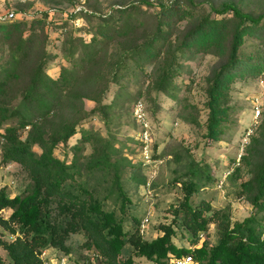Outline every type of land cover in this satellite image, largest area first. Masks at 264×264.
<instances>
[{
    "label": "trees",
    "instance_id": "obj_1",
    "mask_svg": "<svg viewBox=\"0 0 264 264\" xmlns=\"http://www.w3.org/2000/svg\"><path fill=\"white\" fill-rule=\"evenodd\" d=\"M116 3L117 14L115 11L101 14L92 37L89 40L78 38L84 49L73 60V66H61L57 76L47 72L52 55L41 43L39 48L42 53L36 57L28 76L22 79L24 82L19 89L18 100L12 106L4 103V96L9 93L15 80L20 81L23 65L36 43L38 28H43L48 12L43 11L41 16L32 18L29 23L13 18L0 21V39L7 44V54L4 58L0 56V133L4 138L0 143L2 160L18 162L29 175L22 193L11 195L3 186L0 187V208H12L9 217L18 224L21 233L1 242L9 259L5 262L0 257V264H44L40 256L42 250L48 246L65 247L69 233L77 230L86 232L87 244L93 245L98 256L102 254L110 264L132 262L131 254L119 262L118 256L123 248L159 264H165L173 255L188 253L197 261L195 264H264V149L252 175L241 183L240 191L247 193L253 206L250 214L242 220L230 223L228 214L212 209L209 202L191 204V195L204 178L209 181L210 175L206 165L190 162L183 171L185 178L181 179L183 198L172 208L171 222L162 223L160 232L150 239L144 238L139 231L138 219L131 228L124 227L122 213L129 195L120 168L122 162L124 164L129 159L119 155V149L109 137L80 125L81 117L87 114L81 104L82 99L87 97L101 103L102 89L78 92L76 88L80 83L90 84L93 81L90 73L83 77L81 75L79 80L76 65L83 70L95 60L98 53L95 33H98L99 40H106L116 34L128 36L134 28L129 12L131 4L126 1ZM180 6V3L176 4L177 9ZM176 8L172 3H161L166 17ZM185 9L182 12L188 13ZM212 9L221 16L203 15L186 33L178 50L183 53L185 48L196 45V50L225 54V60L209 79L206 89L209 108L207 135L216 139L227 113L228 107L223 101L228 81L236 74L264 70V12L255 14L243 10L233 0L222 1L213 5ZM84 11H88L82 14L86 19L96 12L91 8ZM165 19L158 20L153 35L145 39L140 48L126 52L125 59L138 53L142 59L157 57L168 35V30L163 27L164 23H168ZM27 25L28 32L24 34ZM252 34L259 37V45L252 52L244 54L242 47L245 37ZM71 54H74V50ZM68 57V54H64V58L71 60ZM123 66L125 63L117 64L119 70ZM177 69L178 65L174 62L163 67L157 81L160 89H165L164 86ZM68 106L75 115L67 116ZM96 110L97 107L92 108L89 113ZM26 125L30 126L27 135L21 138L18 129ZM78 131L80 140L91 143V155L81 160L79 144H73L71 159L55 155L54 148L59 143H68L69 137ZM34 145H38L40 150H36ZM82 167L87 168L86 176L81 174ZM95 172L97 178L91 180ZM204 175L206 177L203 178ZM137 181L143 183L145 178L141 176ZM103 184L104 188L100 190L98 185ZM112 195L119 201L121 214L117 213L115 206H104ZM208 210L212 212L207 214ZM213 219H218L216 242L207 244L204 241L197 246L201 234ZM177 228L182 230L181 234L187 238L188 244L174 241Z\"/></svg>",
    "mask_w": 264,
    "mask_h": 264
},
{
    "label": "rangeland",
    "instance_id": "obj_2",
    "mask_svg": "<svg viewBox=\"0 0 264 264\" xmlns=\"http://www.w3.org/2000/svg\"><path fill=\"white\" fill-rule=\"evenodd\" d=\"M117 1L131 4L129 12L134 28L128 36L116 34L106 40H99L98 33H95L98 51L95 60L83 70L76 65L79 80L81 75L83 77L90 73L93 81L90 84L80 83L76 88L78 92L102 89L101 103L87 97L82 99L81 104L87 114L81 117L80 125L109 137L119 149V155L129 159L124 164L122 162L120 168L124 187L129 195V201L122 213L124 227L131 228L136 219L140 224L147 214L149 221L143 236L150 239L160 232L162 223L171 222L172 208L183 198L181 179L185 178L183 171L190 162L206 165L210 175L209 181L203 176V183L190 197L191 204L202 205L203 202H209L212 209L227 213L230 223L242 220L250 214L253 206L247 193L240 191L241 183L252 175L264 149V70L236 74L228 81L223 101L228 107L226 117L221 122L222 130L218 138L213 139L207 135L209 108L206 89L209 79L225 60V54L196 50V45L185 48L183 53L178 50L186 33L203 15L221 16L213 11L212 6L225 0H0V14L13 10L15 16L12 20L22 19L29 23L32 18L41 16L43 11L48 12L43 28H38L33 51L23 65L21 79L15 80L9 93L6 92L4 103L12 106L17 102L19 89L24 82L22 79L28 76L36 57L42 53L39 48L41 43H44L45 50L52 55L48 61L47 72L57 76L60 67L71 68L73 60L84 49L78 38L89 40L92 32L97 29L101 14L113 13ZM233 1L243 10L255 14L264 12V0ZM162 2L166 5L172 3L174 8L177 3L181 6L166 17V12L161 9ZM87 8L96 10L89 19L82 15L88 13L84 11ZM183 8L189 12L183 13ZM114 13L117 14L116 11ZM161 18L168 20V23L163 24L168 35L163 40L158 56L142 59L138 53L125 59L126 52L140 48L141 43L153 35ZM27 28L28 25L24 34H27ZM258 43L259 37L256 34L246 35L243 53L252 52ZM6 48L7 44L0 39L2 58L7 54ZM72 50L74 54H71ZM64 54H68L71 60L64 58ZM171 62L178 65V69L167 81L165 89H160L157 81L163 73V67ZM118 63H125V66L119 70ZM137 100L143 102L150 125V139L147 142V151L153 159L150 163L144 160L145 142L139 137L141 125L133 114ZM256 100L260 101L261 108L258 125L245 152L237 160L240 137L253 121V103ZM68 107L67 116L75 115L71 107ZM96 107L95 113H89ZM29 127L26 125L18 129L21 138L27 135ZM73 144L80 145L81 160L91 155V143L80 140V131L70 136L68 143H59L54 148V154L71 159ZM34 148L40 150L38 145H34ZM81 174H88L86 167H82ZM141 176L145 178V182L138 183ZM94 178H97V172L91 175V180ZM28 181L26 169L16 161L2 160L0 152V187L3 186L7 193L14 195L22 193ZM104 185H98V188L102 190ZM114 197L115 195L109 197L104 206H115L117 213L121 214L119 201ZM11 210L10 206L0 208V257L5 262L9 256L1 242L21 235L18 224L9 217ZM211 212L212 210L206 211L207 214ZM217 223L218 219H213L208 224L197 246L204 241L207 244L216 242ZM181 231L177 228L174 241L188 244ZM88 242L85 231H73L65 239V247L48 246L42 250L40 256L44 264H87L91 261L93 264H110L102 254L96 258L97 252ZM129 254L132 256L130 264H159L153 259L128 252L126 248L118 256L119 262ZM195 263L196 260L193 264Z\"/></svg>",
    "mask_w": 264,
    "mask_h": 264
},
{
    "label": "built area",
    "instance_id": "obj_3",
    "mask_svg": "<svg viewBox=\"0 0 264 264\" xmlns=\"http://www.w3.org/2000/svg\"><path fill=\"white\" fill-rule=\"evenodd\" d=\"M14 16H15L14 11L10 10L7 13L0 14V21L13 18ZM253 111H254L253 112V119H252L253 121L250 123V125H248L244 129V131L240 137L239 146H238V153H237V157H236L237 160L245 152L244 150H245L246 146L248 145V143L250 142V138L254 134V131L257 128L258 116H259V113L261 111L259 100H256L253 103ZM133 114H134V117L139 121V123L141 125L139 137H140V139H142V141L145 142L144 151H143L144 160L147 163L149 161L151 162L153 159L147 151V142L150 139V130H149L150 125H149V122L146 118L144 104L141 100L136 101L134 108H133ZM0 130H1V128H0ZM3 140H4V138L1 136V133H0V143H2ZM0 152H1V148H0ZM221 184H222V179H220L219 185H221ZM148 221H149V216L146 214L141 219V222L139 224V231L143 234L145 232V228H146ZM97 256H98V254L96 253L95 257L97 258ZM194 262H195V260L193 259L192 255L188 253V254H182L180 256L173 255L169 258V260L165 264H193ZM87 264H93V262L91 261V263H87Z\"/></svg>",
    "mask_w": 264,
    "mask_h": 264
}]
</instances>
